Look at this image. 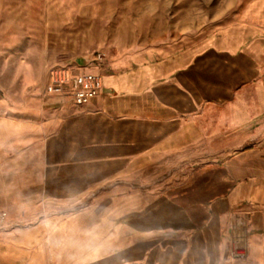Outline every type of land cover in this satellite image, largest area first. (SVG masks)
<instances>
[{
	"label": "crops",
	"instance_id": "0c3cea01",
	"mask_svg": "<svg viewBox=\"0 0 264 264\" xmlns=\"http://www.w3.org/2000/svg\"><path fill=\"white\" fill-rule=\"evenodd\" d=\"M216 54L150 60L146 50L93 70L102 86L86 104L50 95L53 107L41 110L34 134L45 138L51 184L54 170H136L142 159L152 167L161 160L156 170L183 172L178 184L163 181L160 193L149 194V215L53 217L47 231L2 239L0 264H264V125L256 137L226 139L235 127H249V110L233 102V90L255 75L235 66L231 50ZM85 63L75 60L71 68L93 69ZM7 187L1 170L0 195ZM46 203L63 201L50 195ZM238 217L246 223L244 244L233 258L228 230Z\"/></svg>",
	"mask_w": 264,
	"mask_h": 264
},
{
	"label": "rangeland",
	"instance_id": "374dc122",
	"mask_svg": "<svg viewBox=\"0 0 264 264\" xmlns=\"http://www.w3.org/2000/svg\"><path fill=\"white\" fill-rule=\"evenodd\" d=\"M225 49L235 66L255 75L238 80L233 90V102L249 110V127H235L226 139L253 138L264 125V0H0V153L6 149L0 173L8 174L0 195V241L46 230L53 217L149 215V194L160 193L163 181L178 184L183 172L156 170L161 160L152 167L142 159L136 170H54L51 184L45 138L39 141L34 131L41 110L53 107L50 95L67 94H43L50 68L84 60L101 76L93 71L98 66L146 50L154 60ZM170 162L177 166L179 159ZM50 195L63 203L47 204ZM44 236L48 257V232Z\"/></svg>",
	"mask_w": 264,
	"mask_h": 264
},
{
	"label": "built area",
	"instance_id": "2783aa9c",
	"mask_svg": "<svg viewBox=\"0 0 264 264\" xmlns=\"http://www.w3.org/2000/svg\"><path fill=\"white\" fill-rule=\"evenodd\" d=\"M101 56H97L92 61H99ZM102 86V78L99 74L82 71L74 73L68 66H55L48 71V83L43 94H67L75 105H83L90 102L97 96ZM1 215V219L5 218ZM245 220L238 217L228 232L233 238L231 256L240 257L243 252L244 238L242 230L245 226Z\"/></svg>",
	"mask_w": 264,
	"mask_h": 264
}]
</instances>
